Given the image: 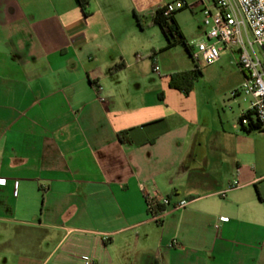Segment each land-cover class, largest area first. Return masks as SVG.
<instances>
[{
	"label": "crops",
	"instance_id": "0c3cea01",
	"mask_svg": "<svg viewBox=\"0 0 264 264\" xmlns=\"http://www.w3.org/2000/svg\"><path fill=\"white\" fill-rule=\"evenodd\" d=\"M170 1L0 0V264H264V132L140 57Z\"/></svg>",
	"mask_w": 264,
	"mask_h": 264
},
{
	"label": "built area",
	"instance_id": "2783aa9c",
	"mask_svg": "<svg viewBox=\"0 0 264 264\" xmlns=\"http://www.w3.org/2000/svg\"><path fill=\"white\" fill-rule=\"evenodd\" d=\"M161 9L167 20L183 9L199 11L203 39L190 51L196 69H207L230 55L244 76L243 83L230 93V98L251 100L248 111L254 114L253 120L264 132V0H197L191 4L179 0ZM152 59L154 71L158 72L157 58L152 56ZM101 90L97 88L98 94ZM100 100L105 101L104 98ZM243 125L248 126L249 120H243ZM3 183L5 180L0 179V184ZM225 194L222 192L220 197L224 198ZM146 202L154 222L161 221L167 213L161 211V207L181 210L188 206L186 201L172 205L170 198L156 195H147ZM220 221L226 222L227 219L221 218ZM176 245L173 242L172 246Z\"/></svg>",
	"mask_w": 264,
	"mask_h": 264
},
{
	"label": "rangeland",
	"instance_id": "374dc122",
	"mask_svg": "<svg viewBox=\"0 0 264 264\" xmlns=\"http://www.w3.org/2000/svg\"><path fill=\"white\" fill-rule=\"evenodd\" d=\"M179 0H171L169 3H175ZM168 4V3H167ZM166 5V4H165ZM144 18V17H143ZM178 20V24L183 32V34L188 39V44L190 47H194L200 41V26L202 23V17L199 11H191L189 9H185L183 11H179L176 16ZM145 27L147 29L144 33H141L143 36H147L148 41H154L153 34L154 29L159 30L156 27L151 29L148 28V24L150 23L149 19H144L143 21ZM161 32V31H158ZM189 36V38H188ZM159 40L164 42L166 47V52L164 53V57L160 58V62H158V66L160 69L161 77L165 76L166 70L165 67L167 65H175L178 69L182 71H190L194 68V64L190 59L185 47L182 44H176L172 47H168V41L165 35H159ZM156 42V38H155ZM168 50V51H167ZM140 57L145 62H150V64L154 63L149 58L150 55L143 52L140 53ZM150 71L152 72V68L150 66ZM158 76V75H156ZM157 79H160L157 77ZM242 83V73L237 68L234 62L224 61L221 64L211 66L207 69L202 70V75L199 76L194 81L193 91L197 93L199 96V103L203 106L212 105L215 102L216 98L221 100H225V105L229 107L228 112L231 114L234 111L236 114L239 111L237 105L233 104V100L230 98V93ZM149 85L152 86V83L149 82ZM230 107H233L230 110ZM248 111V104L244 103L240 99V117L241 114ZM241 130V126H240Z\"/></svg>",
	"mask_w": 264,
	"mask_h": 264
},
{
	"label": "trees",
	"instance_id": "16d2710c",
	"mask_svg": "<svg viewBox=\"0 0 264 264\" xmlns=\"http://www.w3.org/2000/svg\"><path fill=\"white\" fill-rule=\"evenodd\" d=\"M76 1L79 7L83 11H85L88 5V0H76ZM178 12L173 14L170 20H167L163 15V10L160 9L154 15V24L159 26L161 31L165 35L169 44L168 47H172L176 44H182L185 47L186 51L191 55L190 53L191 48L185 41L183 35L179 30V27L175 22V16ZM122 67H124L123 64L116 66L114 69H119ZM201 75H202V71L196 68L188 72H180L173 74L171 76L170 86L171 88L179 90L183 92L185 95H188L193 90L194 81ZM253 115L254 114L251 111H247L240 117L239 124L241 126L242 131L246 133L260 131V125L257 121L253 120ZM245 119L249 120L248 126L243 125V120Z\"/></svg>",
	"mask_w": 264,
	"mask_h": 264
}]
</instances>
